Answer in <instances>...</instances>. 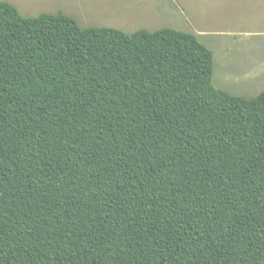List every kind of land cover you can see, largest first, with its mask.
Segmentation results:
<instances>
[{"label":"trees","instance_id":"1","mask_svg":"<svg viewBox=\"0 0 264 264\" xmlns=\"http://www.w3.org/2000/svg\"><path fill=\"white\" fill-rule=\"evenodd\" d=\"M190 31L0 1V264H264V90Z\"/></svg>","mask_w":264,"mask_h":264},{"label":"rangeland","instance_id":"2","mask_svg":"<svg viewBox=\"0 0 264 264\" xmlns=\"http://www.w3.org/2000/svg\"><path fill=\"white\" fill-rule=\"evenodd\" d=\"M25 16L63 11L82 26L132 33L173 27L214 53L215 87L246 97L264 90V0H0Z\"/></svg>","mask_w":264,"mask_h":264}]
</instances>
